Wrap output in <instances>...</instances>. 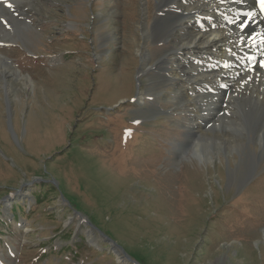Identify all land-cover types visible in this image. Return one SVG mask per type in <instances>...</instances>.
<instances>
[{
    "label": "rangeland",
    "instance_id": "obj_1",
    "mask_svg": "<svg viewBox=\"0 0 264 264\" xmlns=\"http://www.w3.org/2000/svg\"><path fill=\"white\" fill-rule=\"evenodd\" d=\"M19 8L13 37L0 40L11 69L7 86L0 79V264H264V146L251 105L237 98L235 113L213 120L202 110L204 133L193 134L177 104L184 85L157 64L180 63L164 56L181 36H153L161 0ZM199 141L207 163L190 156Z\"/></svg>",
    "mask_w": 264,
    "mask_h": 264
},
{
    "label": "bare ground",
    "instance_id": "obj_2",
    "mask_svg": "<svg viewBox=\"0 0 264 264\" xmlns=\"http://www.w3.org/2000/svg\"><path fill=\"white\" fill-rule=\"evenodd\" d=\"M23 1L25 0H0V40L13 37L12 30L17 24L15 19H18L16 13ZM161 8L153 36L158 41L181 36L164 56L172 50L179 57L180 63L177 64L179 68L165 65L169 63L166 57L157 64L172 84L176 80L184 85L185 92L175 90L182 94V104L176 102L186 105L183 107L192 113L191 124L195 125L193 134L197 132L202 136L204 133L202 117L199 115L202 110L201 114L204 117L209 115L207 118L212 120L215 113H220L221 110L235 113V102L239 98L244 105H251V119L256 127L255 148L264 146V0H161ZM169 9L177 11V15H173L171 19ZM2 26L8 29L5 30ZM143 32L148 33L146 29ZM184 53L192 56L196 63L184 64L180 58ZM147 56L145 54L146 58ZM9 63L0 55V79L5 86L6 76L11 70ZM244 78L248 86L242 85L243 82L241 84ZM176 93L174 96L178 95ZM144 94L145 91L139 89L137 99L142 100ZM203 97L209 99L200 110L198 100ZM226 121L231 122L225 118ZM240 122L235 124L242 126ZM222 137L225 145L231 148L239 146L238 142L241 141L231 135ZM214 139L219 141L216 136ZM195 142H192L190 156L202 163L209 162L212 159L207 153L209 145L203 147L201 141Z\"/></svg>",
    "mask_w": 264,
    "mask_h": 264
},
{
    "label": "snow or ice",
    "instance_id": "obj_3",
    "mask_svg": "<svg viewBox=\"0 0 264 264\" xmlns=\"http://www.w3.org/2000/svg\"><path fill=\"white\" fill-rule=\"evenodd\" d=\"M9 7H11V5H9Z\"/></svg>",
    "mask_w": 264,
    "mask_h": 264
}]
</instances>
